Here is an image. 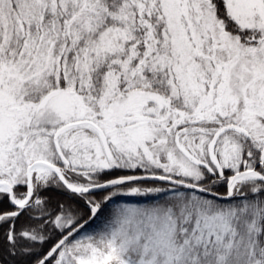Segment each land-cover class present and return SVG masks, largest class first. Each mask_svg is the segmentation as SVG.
Here are the masks:
<instances>
[{"label": "snow or ice", "instance_id": "1", "mask_svg": "<svg viewBox=\"0 0 264 264\" xmlns=\"http://www.w3.org/2000/svg\"><path fill=\"white\" fill-rule=\"evenodd\" d=\"M25 261L264 264V0H0V264Z\"/></svg>", "mask_w": 264, "mask_h": 264}, {"label": "trees", "instance_id": "2", "mask_svg": "<svg viewBox=\"0 0 264 264\" xmlns=\"http://www.w3.org/2000/svg\"><path fill=\"white\" fill-rule=\"evenodd\" d=\"M53 195V200L55 201L56 199H60L61 197L57 196L56 194H52ZM104 222V218L102 217L101 219L96 220L94 223L91 224V226L89 227L88 231L89 232H95L97 230H99ZM24 264H28L27 261L24 262Z\"/></svg>", "mask_w": 264, "mask_h": 264}]
</instances>
